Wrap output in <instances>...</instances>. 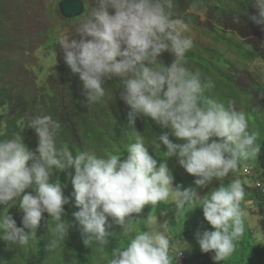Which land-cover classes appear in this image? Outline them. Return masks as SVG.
<instances>
[{
  "label": "clouds",
  "instance_id": "1",
  "mask_svg": "<svg viewBox=\"0 0 264 264\" xmlns=\"http://www.w3.org/2000/svg\"><path fill=\"white\" fill-rule=\"evenodd\" d=\"M62 1L47 15H62ZM200 1L209 10V16L218 14L213 23L216 44L203 50L204 57L208 55L215 66L211 72L212 76L213 71L216 73L218 80L216 82L213 76V85L203 81L198 71L192 72L184 66L189 62L187 52L194 42L183 35L191 31V24L186 22L191 12L188 14L190 9L187 8L182 11L179 1L174 6L176 1L172 3V0H95L76 29L78 39L65 36L59 40L62 59L52 45L51 48L43 47L42 43L34 45L35 36L28 34V37L32 36L29 48L34 47L31 52L44 48L56 55L59 68L64 64L79 78L87 101L85 105L100 102L105 94V82L118 79L122 84L119 93L125 103L124 110L130 109L129 123L123 125L131 128L137 118L154 121L161 129L155 125L158 134H154L155 139L152 137L153 143L157 150L161 146L166 149L163 152L166 159L158 163V159L149 153L146 138L138 133L134 143H131L132 138L127 142V155L123 159L119 154L97 156L77 152L73 155L67 145L57 147L60 123L50 115H33L28 122L16 119L8 112L4 117L8 132L1 139L8 135L10 138L0 141V205L9 206L19 201L23 212L19 211L23 214L22 227L16 225L7 208L0 216V240L8 247L27 246L36 241L37 229L40 227V231H44V225L50 219L54 225L50 230L54 235L49 238L48 250L59 247L65 237L72 238L76 231L85 248L95 243L98 245L96 251L107 256L111 238L117 234H131L124 247L111 251L107 264H173L174 259L184 263L188 258L184 252L190 246L184 240L181 245L180 238L172 239L167 220L158 223L157 216L150 213L143 220L158 227L132 234V225L140 223L146 205L154 210L161 204H172L178 213L188 209L184 217L197 208L202 209L204 220L214 230L197 232V241L202 253L214 254V264L226 261L234 254L237 243L245 234L246 217L251 214L245 209L246 189L251 200L252 192L264 200V160L263 165L257 160L261 150L260 133L249 131L250 115L236 108V94L234 101L229 100L227 105L215 99V94L220 93L219 81L227 75L234 80L235 77L223 68L227 65L213 61L209 54L221 58L222 46L227 45L236 48L241 56V60L230 62L231 68H247L243 65L244 58L254 60L261 67L264 39L258 38V43L256 33L264 34V0H254V4L250 1L247 11L239 9V0L232 9L226 8L224 12L214 6L215 1ZM40 11L42 9L37 13ZM85 12L86 6L78 16H62L75 20ZM47 15L41 13L34 21L39 17L46 19ZM238 23L241 26L228 29ZM243 27L255 31L257 46L244 36ZM162 54L174 58L170 66L158 60ZM21 59L22 62L25 60L22 65L28 61L27 56ZM217 69H222L224 77ZM260 71L264 75V64ZM259 84L257 87L264 93L263 83ZM211 87L214 91L210 93ZM109 94L113 95V90ZM223 100L228 99L223 96ZM5 107L8 106H0V109ZM253 108L258 117L264 115L262 102ZM19 122L38 137L35 151L25 146L20 131L14 134V129L10 130V126L16 128ZM116 126L107 122L96 127L88 125L86 131L101 128L93 140L87 137L86 141L93 150L99 151L94 144L97 147L110 145L104 131ZM165 129L184 143H174L167 133H163ZM173 157L187 174L196 178L195 188L183 187L182 179L173 187L174 176L167 165ZM253 160L259 164L252 165ZM239 172L248 184L237 177ZM230 174L234 178L229 183L226 181L227 184L222 183ZM214 179L220 182L218 188L203 196L197 193L196 189L206 188ZM69 200L75 201L73 210L68 205ZM44 213L49 217L46 222ZM160 215H167V212L162 211ZM262 223L264 226V220ZM114 225L123 231L111 230ZM39 239L37 242L47 244L44 239Z\"/></svg>",
  "mask_w": 264,
  "mask_h": 264
},
{
  "label": "rangeland",
  "instance_id": "2",
  "mask_svg": "<svg viewBox=\"0 0 264 264\" xmlns=\"http://www.w3.org/2000/svg\"><path fill=\"white\" fill-rule=\"evenodd\" d=\"M60 0H0V21L2 22L1 30H0V82L3 77V75H7L11 77V72L9 71V58L12 55V51L17 48L18 45H25L28 47H31L32 42V36L28 37L29 31L26 30V26L28 25L27 20L30 19V22L32 25H29V30H34L35 28H42L44 21H48L50 23L57 22L58 14L54 15H47L54 10L56 7L58 8V3ZM95 0H82L84 3V6H86V12L84 15L77 17L74 22L72 23H64L60 26L58 29L59 33H63L66 31H75L79 27L81 21L83 20L90 7L94 6ZM177 0H172V3H174ZM181 3V6L186 7L187 9H190L188 11V14L190 16L187 18L186 22H189L191 24V31L183 33L185 36H189L193 39V47L191 50L187 52V59H196L199 62H202L203 65H205L204 62V54L203 50L204 48L209 50L211 47H214L216 44V35H214V29H213V23H215L216 18L218 17V14H211L209 16L208 9L205 7V5L202 4L200 1L196 0H178ZM218 1H215L213 4L214 6H217ZM234 3L228 2L225 4L226 8L232 9ZM42 9L39 13H37V10ZM56 12V11H55ZM255 13V10H253ZM43 13V16H48L46 19H40L38 18L37 21H34V18L37 17L39 14ZM4 17L7 18V20H3ZM81 19V20H80ZM78 20V21H76ZM237 26H241V23H238L237 25H232L228 29L233 30L237 28ZM227 29V28H225ZM245 37H248V40L252 41L256 46V40H255V31L253 29H246L243 27V32ZM258 35V36H257ZM2 36H5L7 38V41L1 39ZM228 36H231L228 34ZM257 42L258 38L264 39V34L259 31L258 34L256 33ZM27 51H23L24 55L22 57L28 58V61L22 65L23 68H28L27 70V78L31 81V83H35L38 87V90L40 93H45L49 97H54L55 94L61 93L60 88H57V92L52 91V86L54 85V72L57 69L56 59L55 56L45 50L44 48H40L37 50V52H31L28 48H26ZM222 57L219 58L217 55L210 53V57L213 61H216L220 63L221 65H227L223 66L224 69L229 71L234 77L235 80L240 84L239 91H235L236 96L238 97V101H235L236 108L238 110H244L245 112L250 115L252 113V109L254 106H257V103L259 102V105H261L264 110V93L262 92V89H259L257 85H260L259 83H263L262 87L264 88V75L261 73L260 68L264 63H261L258 67L254 60L248 61L247 58L245 59V62H243V65L245 67H238V68H231L230 62L234 60H241V56L239 51L236 50V48H230L227 45L222 46ZM168 54L171 55L170 52ZM264 55V52H263ZM57 58V57H56ZM30 59H34L33 61ZM174 58L169 57L168 55L162 54L158 60L163 63L165 66H170L172 63L171 60ZM171 61V62H168ZM197 62L194 61V64L188 62L184 66L187 67L192 72H199L201 75V78L205 82H210L212 85L214 83L213 76L215 81L217 82L218 78L216 73L213 71L208 73H203L202 70H204L203 65L200 64L197 65ZM189 66V67H188ZM42 71V72H41ZM217 73L224 77L222 69H217ZM49 74L51 76H49ZM15 76V72L14 75ZM225 78V77H224ZM119 82V83H118ZM104 87L105 94L103 99L95 103V111L89 106L85 105L87 103L86 97L84 95H77V99L82 106V108L85 110V112L82 110H79L77 113L80 116V120L82 122H85V124H88L92 121H97L98 124H102L103 122H107L109 124H126L129 123L128 120V113L130 109L127 111L124 110L125 103L120 98L119 91L122 88L121 82L117 80L113 81H107L105 82ZM113 90V95L109 94ZM242 90V91H241ZM210 93L214 91V88L211 87L209 89ZM114 96V97H113ZM113 98V99H112ZM112 99V100H111ZM215 99H217L220 102L225 103L227 105V102L232 99H228L227 101L223 100V97L216 93ZM111 100V101H110ZM234 101V100H233ZM261 101V102H260ZM69 102L65 100V104L67 105ZM98 104L100 105V109H98ZM91 105V104H90ZM12 110V107H5L3 109H0V141L9 139L10 136L8 135L7 138L1 139L2 136H5L8 132L7 127V118L4 119L5 115ZM94 111V112H93ZM261 113V112H259ZM95 116V118H94ZM109 116V117H108ZM262 117H259V121L263 123L264 127V115H261ZM257 123V122H256ZM254 121H249V131L257 130L259 128L258 124H256ZM155 125L159 128L160 126L157 125L154 121H152L150 118H137L135 121V124L131 126L132 129L135 127L142 132L143 130L146 131V135H149L145 139V143L147 147L149 148V153L153 154L155 158L158 159V163L161 162L160 160L166 159V157L163 155V152L166 151V149H162V151L159 154H156V148L153 143L154 134H158V132L155 129ZM101 127L98 129H91L90 131H84L83 130V140L87 137H90L92 140L95 137V133H98ZM14 134L20 131V135L22 137L23 143L25 146L32 151H35V149L38 146V137H32L29 133V131L25 128V126L19 122L17 124L16 128H12L10 126V130L13 131ZM136 131L132 134V143L136 141V136L138 134L141 135L139 131ZM163 133H167L169 135V138L174 143H180L183 144L184 141L178 140L173 134L172 131H169L167 129L164 130ZM99 134V133H98ZM105 135H107V132H104ZM153 137V138H152ZM101 141L104 142V139L101 138ZM129 141V140H128ZM90 143L89 141H87ZM211 142V141H210ZM57 147L60 148V146L56 141ZM95 148H98L101 155L100 156H106L107 154H119L122 156H126L125 153H117L120 152L118 148V145L115 143H112L110 145L104 144L102 147H97L96 144H94ZM163 147V146H161ZM88 153H93L98 155L97 151L90 152L86 151ZM260 158H264V150L263 147H261L260 153L258 154L257 160ZM257 160L254 161L252 165L257 166L259 163ZM168 168L172 171V174L174 176V184L177 185L179 183V178L181 177L183 181V187H193L195 188L194 180L195 177L187 174L185 170L179 166L177 160L175 157L170 158L167 161ZM56 175V174H55ZM57 177V176H56ZM237 177L242 180V182L246 185L248 184L247 180L240 175V172L237 174ZM234 177L230 174L229 177L222 181V183L226 182L229 183ZM219 181H216L215 179L204 189H196L197 193L201 196L206 195L208 191L214 190L219 187ZM246 207L245 209L249 210L251 213L249 217H251V222L249 224L251 226H259L256 227V240L259 244L262 245L264 242V226H263V217H264V210L260 212V209L258 206L250 199L249 191L246 189ZM71 196L74 198L73 189L71 190ZM70 201V200H69ZM69 207L71 210H73V207L75 206V201L69 202ZM243 206V205H242ZM7 208L8 213L12 215L15 222H18L16 225L18 227H22V223H19L22 221L23 214H19V211L22 212V210L19 207V201L12 202L9 206L8 205H0V216L4 215V209ZM201 208H197L192 212L186 213L184 217V212H187L188 209L185 208L184 210L180 211L178 213V210L175 208L174 205H159L156 209H152L150 205H146L144 207V210L149 215L152 213V215L157 216L158 221L160 220V223H163L165 220L169 222V227L171 229L170 235L172 236V239L174 237L180 238L179 242L182 245L183 240L188 243L190 246L188 250L184 252V255L190 254L192 247H193V237L188 233L187 227L189 226V221L191 219V224L196 222V216L197 212ZM162 211L167 212V215H160ZM252 212H257L256 215L252 214ZM23 213V212H22ZM45 222L49 219L47 213H44ZM263 217H262V216ZM147 215H145L142 212V220L140 223L132 225V234L135 232L144 230V231H152L156 229L158 226L156 224H152L151 226L148 225L147 229L145 230L146 225V219ZM65 218V217H64ZM66 219V218H65ZM145 219V220H143ZM47 223V227H46ZM44 225V231H40V227L37 229V240L31 241L29 245L27 246H18L13 245V253L10 256L9 259L6 258L8 245L3 241L0 240L1 248H0V264H37L39 260V250L37 248L38 242L40 238L44 239L46 243L45 248L43 250L44 260L41 262V264H64L63 260H66V264H71L75 260V254L71 259H68L65 256V253H63L66 249L65 244H75V241H72V238L65 237L63 243L60 244L59 247L54 248L52 250H48V244H49V238H51L54 233L51 232V228L54 226L52 221L49 219ZM41 224V222H40ZM52 224V225H51ZM115 232H118V226L114 225L113 229ZM123 231V229H122ZM120 231V232H122ZM118 232V233H120ZM2 235V233H0ZM117 242L119 241V244H125L127 241L131 239V234L128 236H122L117 234L116 235ZM195 239H197V234L194 236ZM80 239L79 236L76 235V241L78 242ZM178 241L177 239L175 242ZM70 250H72V247H69ZM73 251V250H72ZM106 260V256L104 257L103 254L97 252V263L96 264H102Z\"/></svg>",
  "mask_w": 264,
  "mask_h": 264
},
{
  "label": "trees",
  "instance_id": "3",
  "mask_svg": "<svg viewBox=\"0 0 264 264\" xmlns=\"http://www.w3.org/2000/svg\"><path fill=\"white\" fill-rule=\"evenodd\" d=\"M199 1L200 0H196ZM208 1H218L217 8L221 12L226 11L225 4L228 2L236 3L239 0H208ZM205 1L206 3L208 2ZM254 4V0H240V10H248V4ZM178 5V1L174 3V6ZM209 8L215 9L214 7L208 5ZM186 7H182L181 10L184 11ZM229 9V8H228ZM250 11V10H249ZM248 11V13H249ZM251 17V16H250ZM249 17V21H251ZM4 17L3 20H5ZM2 21V20H1ZM0 21V28L2 22ZM75 20H69L64 18L62 15H58L57 22L50 23L48 21H44L43 27L35 28L34 30H29V25H32L30 19L27 20L28 25L25 27L30 34L35 36L34 45L38 43H42L43 47L51 48V45L58 51L60 58H63V53L59 47V40L62 37H70L78 39L75 31H66L63 33H59L58 29L64 23H72ZM3 40L7 41L5 36L1 37ZM33 49L27 46L18 45L15 50L12 51V55L9 58V71L12 75L11 77L7 75H3L0 82V106L7 105L8 107H12L10 114L15 116L16 119H25L30 122V118L33 115H50L53 120L58 121L60 123V128L58 130V134L56 137V141L60 146L67 145L68 148L72 151L73 155L77 152H94L97 151L100 156V151L93 150L88 142L83 138V130L87 129V126L96 127L98 124L97 121H92L88 124L82 122L80 120V116L77 113L79 110H82V106L80 105L77 95H84L81 82L79 78L73 75L66 65H62L60 68L58 67L56 72L54 73V85L52 86V91L57 92V88H60L62 94L57 93L54 97H49L45 93H40L38 87L35 83H31V81L27 78V71L25 68L21 67L24 61L20 60V57L24 55L23 51H27ZM196 61L197 65H203L202 62H199L196 59H189V62L194 64ZM205 65H203L202 70L203 73H208L211 71L212 66L214 64L210 59H208V55L204 57ZM15 72V76L14 75ZM219 94L227 99L234 100L235 91L238 90L239 84L230 76L227 75L224 79L220 80L218 83ZM27 90H29V94H27ZM25 93V95H24ZM65 100L69 103L66 105ZM94 111L95 104L89 105ZM124 106V105H123ZM98 109H100V105H98ZM85 112V110L83 109ZM93 111V112H94ZM95 118V116H94ZM249 121L257 122L259 128L257 130L260 133L259 141L261 147L264 150V127L263 123L259 121V117L257 116V111L255 108L252 109V113L249 116ZM13 123V121H12ZM14 127L16 125L14 124ZM32 137H35L34 131L31 129H27ZM139 131V130H138ZM107 135H105L109 144L115 143L118 145V149L120 153H126V146L128 140L132 138V134L135 133L132 128H128L125 125H117L116 127H111L108 130H105ZM140 132V131H139ZM144 138H147L149 135H146V131L143 130L140 132ZM13 136V135H12ZM132 143V142H131ZM130 143V144H131ZM163 147L160 150H156V154H159L162 151ZM264 158L258 159V162L263 165ZM251 161V160H250ZM248 161V162H250ZM254 161V160H253ZM247 162V163H248ZM181 182V177L179 178ZM224 184H227L224 182ZM252 201L259 206L260 212L264 210V200L260 198V196L256 192H252ZM143 213L148 216L147 212L143 209ZM257 212H254L256 215ZM264 220V218H263ZM251 222V217H246V229L244 236L237 243V248L234 254L226 261H221L219 264H264V246L258 244L256 239L254 238V234L256 233L255 226H251L249 224ZM18 222H16L17 224ZM21 223V222H19ZM160 223V220L158 221ZM148 223L145 225V230L148 227ZM118 226V225H117ZM214 229L204 220L202 209L197 212L196 222L191 224V219L189 221V226L187 227L188 233L193 237L194 243L191 250V253L188 254V258L184 263H180L174 259L173 264H214L212 259L213 253H202L198 244L197 239L194 238L197 232L203 233L204 231H213ZM122 231V228L118 226V232ZM117 232V233H118ZM75 234L72 236V241H75V244H65L66 249L63 253L68 259H71V256L75 254V260L71 264H96L97 263V251L95 243L89 248H85L81 238L79 241H76L77 232L74 231ZM78 233L80 234L79 230ZM177 238V237H175ZM126 244H119L117 242L116 236L111 238L110 244L108 247V255L106 256V260L102 264H107V260L111 257V251L114 248H122ZM72 247V250L69 249ZM1 248V247H0ZM39 250V260L37 264H41L44 260L43 250L45 248L44 242H38L37 246ZM14 249L13 246L10 245L7 249L8 255L6 258L9 259L12 255ZM171 254V253H170ZM105 257V255L103 254ZM66 264V260L64 261ZM69 264V263H67Z\"/></svg>",
  "mask_w": 264,
  "mask_h": 264
},
{
  "label": "water",
  "instance_id": "4",
  "mask_svg": "<svg viewBox=\"0 0 264 264\" xmlns=\"http://www.w3.org/2000/svg\"><path fill=\"white\" fill-rule=\"evenodd\" d=\"M84 5L80 0H64L60 4V11L64 17L71 18L82 14Z\"/></svg>",
  "mask_w": 264,
  "mask_h": 264
},
{
  "label": "bare ground",
  "instance_id": "5",
  "mask_svg": "<svg viewBox=\"0 0 264 264\" xmlns=\"http://www.w3.org/2000/svg\"><path fill=\"white\" fill-rule=\"evenodd\" d=\"M41 72H42V71H41ZM133 130H134V131H136V130H137V128L135 127Z\"/></svg>",
  "mask_w": 264,
  "mask_h": 264
}]
</instances>
